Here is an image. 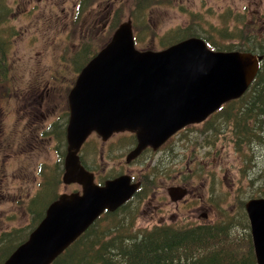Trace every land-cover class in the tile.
Here are the masks:
<instances>
[{
    "label": "rangeland",
    "instance_id": "374dc122",
    "mask_svg": "<svg viewBox=\"0 0 264 264\" xmlns=\"http://www.w3.org/2000/svg\"><path fill=\"white\" fill-rule=\"evenodd\" d=\"M75 1L77 0L0 1L9 10L3 28H0L1 38L7 44L3 46L0 61H5L11 74L17 73L19 78L27 81L32 73L33 78L37 76L39 81H44L49 78L48 73H53L60 77L56 86L65 91L60 83L75 77V68L78 65L74 62L76 53L84 48L90 52L96 50L107 36L104 27L100 35L98 28L94 27V21L97 22L100 15L86 14L85 10H81L79 16L72 14L71 9ZM138 2L114 0L111 4L112 11L116 7L119 9L110 15V23L114 24L116 29L122 22H131V31L136 38L135 46L138 50H162L174 44V41L184 34H192L197 38L207 37L221 44L219 37L225 24H228L229 28L237 27L240 30L243 23L246 26L257 24L264 13V0ZM116 13L118 17L115 16ZM102 26L101 23L100 27ZM190 28V31H186ZM77 57L79 62L83 60L82 56ZM10 107L12 109L14 105L11 104ZM217 120L218 118L209 119L206 123L194 125L196 134L193 141L181 144L182 152L177 161L179 175L171 173L162 181H157L156 178L157 183L153 181V188L158 186L157 189L160 190L172 186L176 177H180L182 182L195 179L194 187L197 188V193L210 199L209 205L204 207L207 208L206 223L203 224V219L198 217L203 211L195 206L180 205L177 208L168 204L164 213L150 218L142 212L144 205L138 206L134 203L127 215L133 218L136 229L150 230L154 226H162L160 214L167 216L172 212L177 220L172 222V218L171 223L169 221L165 226L171 224L178 228H187L212 225L223 219L236 221L235 233H243V223L249 226L244 211L245 203L253 198L264 199L259 197L264 181L263 178H258L264 168V147L258 149L254 161H248L243 170L245 160L235 150L230 128L221 125L223 122ZM27 147L28 144L23 143L20 151L23 154L17 152L11 158H5L6 179L0 192V238L3 232L12 231V234L9 244L6 243L8 240H0V256L5 254V249L10 248L12 251L13 246L27 238L31 230L28 227L33 216L28 212V205L39 191V179L34 175L36 163H46L44 167L48 169L44 174L48 175V180L58 179L59 174L60 183L56 188V196L79 191L76 185L62 184L61 167L51 169L56 161L52 152H41L40 156L33 157L32 160ZM186 149L189 150L188 153L184 152ZM2 151L0 148V163H3L4 158ZM45 190L42 188L40 194L45 195ZM239 217L243 219V223L239 222ZM164 219L168 221L167 217ZM18 230L20 235H16Z\"/></svg>",
    "mask_w": 264,
    "mask_h": 264
},
{
    "label": "water",
    "instance_id": "95a60500",
    "mask_svg": "<svg viewBox=\"0 0 264 264\" xmlns=\"http://www.w3.org/2000/svg\"><path fill=\"white\" fill-rule=\"evenodd\" d=\"M262 56L214 52L199 38L162 51H137L131 22L121 23L110 41L81 69L68 94L67 151L62 183L81 192L60 194L44 217L3 264H52L105 211L127 201L137 184L118 178L104 187L80 164L77 152L95 132L136 135L135 157L156 148L176 131L203 122L223 104L239 99L256 77ZM174 191V189H171ZM176 198L185 196L176 190ZM256 264H264V199L245 203Z\"/></svg>",
    "mask_w": 264,
    "mask_h": 264
},
{
    "label": "trees",
    "instance_id": "16d2710c",
    "mask_svg": "<svg viewBox=\"0 0 264 264\" xmlns=\"http://www.w3.org/2000/svg\"><path fill=\"white\" fill-rule=\"evenodd\" d=\"M133 2L139 3L138 0ZM8 12L9 10L0 3V28H3ZM117 15L118 13L115 14L116 17ZM242 25L243 28L239 30L237 27L229 28V25L225 24L219 37L221 44L207 37L201 38L216 51H238L262 56L259 72L246 93L224 105L210 118H218L217 121L223 122L221 125L230 128L235 150L245 160V170L247 162H253L258 149L264 147V13L257 24ZM114 29V24L111 23L107 36L102 40L103 44L96 50L90 52L84 48L76 53V72L102 48ZM190 30L191 28L186 31ZM189 36L193 37L192 34H184L174 42ZM5 42L0 32V55L4 51L3 46H7ZM77 56H82L83 60L79 62ZM47 176L40 174L39 191L28 205V212L33 216L28 227L31 230L43 218L47 206L58 197L55 194L60 183L59 174L58 179L48 180ZM258 178H263L264 181V168ZM251 181L250 179L249 182ZM42 188L46 189L45 195L40 194ZM259 197H264V186L259 192ZM132 219L122 212L105 214L52 264H256L249 226L243 223L241 217L238 219L243 223V233L234 232L236 221L230 219H223L212 225L187 228L154 226L150 230L136 229ZM11 234L12 231L3 233L0 240H8L6 243L9 244ZM16 235H20L19 230ZM25 240L26 238L21 243ZM21 243L13 244V250ZM10 250H4L5 254L0 256V264L13 251ZM1 251L0 249V253Z\"/></svg>",
    "mask_w": 264,
    "mask_h": 264
},
{
    "label": "flooded vegetation",
    "instance_id": "af4514ba",
    "mask_svg": "<svg viewBox=\"0 0 264 264\" xmlns=\"http://www.w3.org/2000/svg\"><path fill=\"white\" fill-rule=\"evenodd\" d=\"M113 1L77 0L73 4L71 12L78 14L81 10H85L86 14L100 15L97 22L94 21V27L98 28V35L101 34V29L104 27L106 36L111 25L110 15L119 9L116 7L112 11ZM104 9L106 10L103 11ZM99 11L100 13H98ZM101 23L102 27H100ZM75 74L73 80L66 79L60 83L65 90L61 91V88L56 86V83L60 81V77H57L56 74L48 73L47 80L39 81L37 76L33 78L31 73L25 81L24 78H19L17 73L11 74L5 61L1 60L0 148L3 149L4 158H2L3 163H0V192L4 188L3 184L6 179L4 174L5 158H11L17 152L23 154L20 152L23 143L28 144L27 152L30 153L32 160L33 157L40 156L41 152H52L56 161L51 169L61 167L63 173L67 151L66 128L69 120L68 94L78 73ZM11 104L14 105L12 109ZM195 134L194 125L185 126L156 148L148 145L135 157H130L138 146V140L134 133L114 132L103 139L97 133L92 132L80 146L77 156L84 169L92 174L93 183L98 187H104L106 182L124 178L128 180L129 185L137 184V189L127 201L112 212L105 210L100 217L120 212L128 216L127 212L134 206V203H137L138 206L144 205L142 212L149 215L150 218L164 213L168 204L177 208L180 205H188L198 207L203 211L198 214V217L202 218V223L205 224L207 208L204 207L209 205L210 199L203 198L197 193L198 190L194 187L195 179L182 182L180 177H176L172 186L160 190L157 189L158 186L153 188L155 178L157 181H162L171 173L180 174L177 161L182 152L181 144L192 142ZM184 152L188 153L189 150L186 149ZM45 165L46 163L42 161L36 163L34 167L35 178L39 179L37 184L41 179L40 173H47L45 170L48 168L44 167ZM178 189L183 191L185 196L175 201ZM79 191L81 192L80 187ZM166 217L168 221L164 219ZM172 218L174 219L172 222L177 220L174 212L167 216L160 214V224L165 226V223H169Z\"/></svg>",
    "mask_w": 264,
    "mask_h": 264
}]
</instances>
